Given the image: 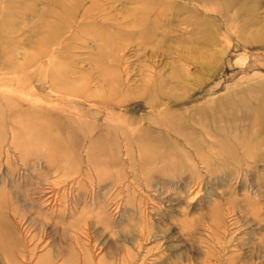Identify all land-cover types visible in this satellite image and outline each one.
Masks as SVG:
<instances>
[{
    "label": "rangeland",
    "instance_id": "rangeland-1",
    "mask_svg": "<svg viewBox=\"0 0 264 264\" xmlns=\"http://www.w3.org/2000/svg\"><path fill=\"white\" fill-rule=\"evenodd\" d=\"M145 3L0 0V264H264V0Z\"/></svg>",
    "mask_w": 264,
    "mask_h": 264
},
{
    "label": "bare ground",
    "instance_id": "bare-ground-1",
    "mask_svg": "<svg viewBox=\"0 0 264 264\" xmlns=\"http://www.w3.org/2000/svg\"><path fill=\"white\" fill-rule=\"evenodd\" d=\"M156 0H146V3H145V5H144V8L142 7V17H144L145 18V15L147 14V12L149 11V8H150V6L152 5V3L153 2H155ZM142 20L144 21L145 19H143L142 18ZM149 34V33H148ZM144 36V38H145V35H143ZM143 38V39H144ZM242 60V61H241ZM242 63V64H244L243 62H245V61H243V57H239V56H237V57H235L234 58V56H232V57H230V59H229V63H230V65L231 66H236V65H238L237 63ZM153 104V103H152Z\"/></svg>",
    "mask_w": 264,
    "mask_h": 264
}]
</instances>
